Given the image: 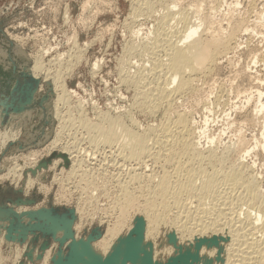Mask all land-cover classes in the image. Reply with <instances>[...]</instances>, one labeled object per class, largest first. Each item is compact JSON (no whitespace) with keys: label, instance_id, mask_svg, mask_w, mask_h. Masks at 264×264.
<instances>
[{"label":"rangeland","instance_id":"1","mask_svg":"<svg viewBox=\"0 0 264 264\" xmlns=\"http://www.w3.org/2000/svg\"><path fill=\"white\" fill-rule=\"evenodd\" d=\"M199 1L200 0H179V3H180V6L183 4V6L190 5L194 8L196 4L201 3L203 0H201L200 2ZM204 2L201 3L202 6L204 7V8L201 7L200 9L202 14H209L213 22L215 21L214 23H218L220 21L216 25L219 27L222 26V29L224 31L228 30L231 24V21L233 22L235 19L240 20V18L242 20H245L246 22L245 26L246 27L248 26V30L247 32L240 31L239 36L237 35V40L240 44L237 47L238 49L236 48V50L234 49V50H231V52L229 51L228 53L229 56L227 54L222 59H220L212 75L208 76L207 78H205L204 76L199 77L200 78L198 79L199 81L198 80L196 81L197 83L196 87H198L199 89V92L201 95L200 98L202 99V101L198 103L196 101V98H194L193 96H190V97L188 96L187 98L179 99L176 107L179 110H186V111L192 110L193 111L194 121L196 120L195 123L197 122L196 124V127L198 128L197 130L201 128L202 130L200 129L199 132H202L204 128L205 130L204 132L206 133V136H204L203 134L201 138V146L203 145V147L205 148H208V147L216 148L217 147L216 149L221 151L225 147L232 146L233 148L236 142L238 143L239 139L241 138L246 139L247 147H249L251 151L253 150L251 155H248L246 158L247 164L249 165L253 164L252 165L254 168L253 170L255 173L257 172L256 174L260 176V179H259L261 181L260 184L262 188L264 189V136H263L264 134H262L264 133V125L262 124V120L261 121L255 120L253 118L252 113H250V112H253L254 105H256L254 104L255 102L253 100L256 95L253 92L254 90H256L255 88L258 86V83H256L257 81L248 80L244 76H242L243 75L242 70H244L247 67V65L250 64L252 67L251 69L252 74L254 76L256 75L255 77L261 78L262 83H264V59H263L264 58V21L262 22V19H261L263 17V20H264V0H232V1L231 0H216V2L213 1L214 4L212 3V5H211V2H212L211 0H205ZM218 2L220 3L218 4ZM213 5L216 7H214ZM211 7L215 9L212 10ZM130 8H131V0H0V102L2 101L0 104V117H1L0 122H2L0 123V132H1L0 133V144L2 143V140H5L0 145V152H1L0 153V178H1L0 179V210H1V207L3 206L2 210L0 211V222L1 220L4 219L3 222L6 221L5 223L8 224L9 227L7 228V233H9L10 235L7 234L8 235L7 237H9V240L12 241V242L10 241L7 243L6 241H1L2 239L0 238V241H1L0 242L1 244L0 245V264H41L42 262H43L42 264H47L48 262H49L48 264H50V261H51V264H55L58 261L59 257H60L59 260L61 261V258H62V261L61 262L58 261V263L70 264L74 256V254H72L74 248L71 249L74 244L72 242L76 243L77 240L80 241V240H88V239L91 241H95L97 239L99 240L100 238H98V236L99 237L101 235L103 236L106 229L108 227H111L114 224L116 217L119 215L118 211L115 209V206H114V202L116 200L115 198L117 195V187L114 186L116 184L114 175H116V173L119 171L117 168L120 165L119 163L121 162V160L119 161V159H117L115 155H113L110 152V150L107 149L108 147H102V146L98 147L97 146L98 147L97 149L96 146H92V145L90 146L89 142L87 141L86 134L84 136H81L83 134H80V133H86V132L81 128H76L75 130L74 127H76L75 125L78 124L76 123L78 122V119H81L84 117L88 118V120L91 122L92 120L93 122H96L98 115L104 112L105 110H106L105 112H111L112 115L126 114L127 112L131 114L133 113V115L135 114L134 115L135 117L132 115L134 119L137 120V122L140 121V124H142L143 127L144 126L147 127V125H155L154 124L155 122H156V125H158L162 121L161 120L163 118V117L161 118L162 113H157V115L155 114L156 117L154 119L155 115H151L147 113L145 114L143 112H142L143 114L142 115L140 111L138 112L132 100L134 92L132 88H130L129 86L127 87V84L126 83L124 84L123 82L124 76L127 75L126 72L128 73L130 72V74H132L133 71H135L134 70L135 67L131 66L132 64L130 65V61H132V63H135V65L136 63L139 64L143 61L141 59L142 57L140 56L141 57L140 58L137 54L136 55L130 54L131 56H133L131 58V56L130 57L128 56L129 53L127 54V52L125 51L123 52V49L124 50L126 49L125 43L127 46L132 42L130 39V38H133V37H130L131 35L130 31H131L132 26L134 25L133 27H136V28L144 27L143 32L149 33L150 30L153 28L151 27V25L154 26V24L156 23L155 19L156 17L160 15L159 13H161L162 7L158 6L155 9L156 10V12L154 13L155 15L153 14L154 16H148L149 18L146 17L147 19L143 17V20H142V16L141 18L137 17V19H139L138 21H136V18L135 19L130 18L129 16L131 13ZM195 17L197 18L199 16L197 15L194 16L192 19L193 22L199 19V18L196 19ZM132 20L134 21V23ZM135 21L138 23L136 26H135L136 24ZM260 22L263 23V25ZM142 37H144V35ZM69 38H72V40ZM138 40L139 39H135V41H138ZM75 44L76 46L74 47ZM71 51H73L74 54ZM46 52H49V53H46ZM255 52L259 54V60H257V63H256L257 65L253 63L251 64V57L252 55L255 54ZM6 53L8 54V56L6 55ZM62 53L66 55L64 56L62 55ZM121 53H122V56H121ZM70 54H71V58H72V54L74 56L71 59L72 61L69 58ZM58 55L60 56L58 57ZM61 56L62 57L64 56V57L62 58ZM78 56H79V59H78ZM42 57H45V58H42ZM58 58L59 59L61 58V60H59ZM123 58H125L126 62L128 61V64H126ZM130 58L131 60H129ZM38 59L41 61V64H42V68L38 69L39 71L34 69L36 66V61H38ZM58 60L59 61L63 60L62 64H63L64 70L63 69L61 70L60 65L62 64ZM97 60L99 61L98 67L100 69L94 66ZM67 61L69 62L67 63ZM123 61L124 63H122ZM240 61L242 64L240 63ZM146 63H148L147 60H146ZM124 65L126 66L124 67ZM123 67H124L123 72L125 71L124 73L121 72ZM49 68L50 69L52 68L51 70H55V69L58 70L60 68V70H58L59 72L51 71L49 73L48 72L50 70ZM93 68H95V70ZM125 68H127V70H125ZM97 69L100 71L97 72L98 71ZM41 70H43L44 72ZM27 71L28 72L30 71V73H28ZM35 71L37 72V75L35 74L36 73ZM118 71L122 73L121 74L122 76L118 75L120 74ZM245 71L246 70H244V72ZM32 72L34 73L32 74ZM38 72H40L41 74ZM60 72L63 75L62 77H61ZM91 72H93L94 76L92 75ZM230 72L231 74H229ZM55 73L60 75L61 82L59 83H61L62 85H65V87L69 89L70 93L68 94L65 93L66 95H64L62 93V87L61 86L56 87L57 82L54 81V79L56 78ZM218 74H221V76ZM44 79H47L48 81ZM120 79L122 82L120 81ZM48 83H51V84H48ZM61 84H58V85H61ZM52 88H55V89H52ZM128 89L130 90V92L128 91ZM55 90H57L56 92H59V93H56ZM33 92L35 93V96L33 95L34 94ZM72 92L73 94H71ZM52 93H54L55 95ZM218 94L220 97L218 96ZM71 95L72 96L74 95V96L72 97ZM57 97L58 98L60 97L59 99L62 98L63 100L62 99L59 100ZM66 97L67 98L69 97V98L67 99ZM204 97L206 98L209 97L208 99L205 98L206 101L208 100V103H209V104L207 103L208 110L204 109L205 107H202L203 106L202 104L204 103V100H203ZM217 97L218 99H216ZM249 97L253 98L252 102H248ZM36 98L38 99L36 100ZM127 98L129 101L127 100ZM244 99H245V102H244ZM28 100H30V102L32 103L30 104ZM41 100L43 101L41 102ZM64 100L66 102L67 100H70L71 102L69 101L68 103H66ZM57 101L59 102L57 103ZM209 101H212L211 104ZM45 102H46V105H44ZM130 103H133V104H130ZM54 104L57 106L54 107L55 106ZM3 105L5 107H3ZM23 105H24V108H23ZM77 105L78 106L81 105L80 106L81 108L78 107ZM130 105L134 107V109ZM49 106L51 107L50 110H49L50 108ZM245 106L248 108H246ZM57 107L64 109V111L62 109L61 110L58 109L59 112L58 110H54V108L57 109ZM64 107L67 110H65ZM98 108H100L101 110ZM113 108L114 109L116 108L117 111L116 109L114 110ZM251 108L253 109L252 111H250ZM22 109L25 111L27 110V114L25 111H21ZM201 109L203 110V112ZM131 110H133V112H131ZM210 110H212V112ZM61 111H63V113ZM247 111L249 112V114ZM17 112H19L22 116L19 115ZM47 112L49 115L47 114ZM60 112H61V115H57V114H60ZM65 112L67 115L66 114L64 115ZM80 112H82V114L84 113V115L82 114L80 115ZM51 113H52V116H51ZM29 115L30 117L28 118ZM63 115L66 116L67 121L65 120V117ZM79 115L81 117H79ZM3 116L4 118H2ZM14 116H17L18 118ZM47 116H48V119L50 118L49 120L46 119ZM70 116H72L71 117L72 119L69 118ZM56 117L58 120L56 119ZM68 118L70 119V121L68 120ZM20 119L22 122L20 121ZM63 119L67 122L66 124L67 126H65L66 122ZM62 120L64 121V123L61 122ZM71 122H73L74 125ZM12 126L13 128L14 127H17V128L15 130H12L11 129ZM70 126H72V129H71L72 131L69 130ZM65 127L68 130L64 129ZM77 129L80 131V133ZM59 130H60V133H59ZM62 130H64L65 132ZM3 131L4 133L6 132L5 134L7 135H5ZM62 132H64L65 134ZM67 132L69 134H67ZM76 132H77V137L75 136ZM73 135L75 136V138L73 137V140H72L71 136ZM80 136L83 138H81ZM79 137L81 138V141L78 140ZM84 137L87 142L84 140ZM204 137H206L207 139ZM76 138H77L76 141H78L80 144L82 143L81 147H80V144L75 141ZM55 139L57 140L55 141ZM61 139L65 141L63 140L61 141ZM66 139L67 140L70 139L71 141L69 140V142H67ZM211 139H214V143L209 142L211 141ZM58 141L60 142V144ZM255 142L258 145L255 144ZM72 143L75 144V146L72 145ZM3 144L4 146H2ZM65 144H67L68 146V149H67L68 152H66V149L61 150L62 146H64ZM95 147H96V151L99 150V152L97 151L96 153ZM78 148L80 149V151L77 150ZM102 148H105V149H102ZM74 149L77 150L79 154L83 149L86 150V151L83 150L82 151L83 153L81 152L79 158L82 157L83 160H85V164L87 163L86 165H88V167L92 169V172L89 169L90 171L88 170L89 171L87 172L88 174L85 173L83 175L81 170L80 171L73 170L74 166H76V160L78 159V157L76 156L77 152L74 151ZM69 150H72V152L74 151V153H72L71 151L69 152ZM103 151L105 152L101 154V152ZM86 153L87 155H85ZM91 153H93V155H91ZM105 153L106 155H104ZM89 154H90V157H88ZM107 155L109 156L111 155V156L109 157ZM100 156L102 158H100ZM256 156H258L257 159H256ZM235 157H236V154H233L231 156V159H235ZM63 158L65 159L63 160ZM111 158L112 159L114 158L113 160H115V162L117 160L118 163H115ZM106 159L107 160L109 159V160L107 161ZM19 160H21L22 162H20ZM72 160L75 162H73ZM102 160H105V161H102ZM106 161L107 163L105 164ZM109 161L111 164L108 163ZM130 162L131 161L123 160V163L125 164V167H123V169L126 168L127 165H128L127 167H129L130 164H132V162L131 163ZM97 163L98 164L103 163V165L102 164L97 165ZM115 164L118 166H116ZM104 165L107 168V170L105 169V167H103ZM93 166L95 168H93ZM98 168H100V170ZM28 171L30 172V174ZM71 171L75 174H73ZM12 172L14 175L12 174ZM106 172L108 175L106 174ZM78 174L79 176H77ZM85 175L87 178L85 180H82ZM101 175H103L104 177ZM4 206L6 207L4 208ZM31 207L33 208V210ZM45 207L50 212V214L53 216L54 222L56 224L58 223L57 225L61 227L64 226L63 222L65 221V218L72 220L75 226H73L71 222L72 225H70L71 227L68 228L69 233L64 232L66 228L63 227L64 230L61 228L62 232L66 234V237L61 232V229L59 230L60 233L59 234L57 233L54 226L52 225L54 223V222L52 223L53 219L52 220L46 219L45 216L42 217L39 214V212H46ZM35 208L37 209L38 212L36 211ZM42 208H44V211ZM7 209H10V210L6 211ZM38 209H40L41 211ZM11 211H14V212L11 213ZM28 211L29 213L27 215L26 213ZM1 212L3 215L1 214ZM9 212L11 215L9 214ZM36 213H38L39 215L37 214L36 216ZM15 214L17 215L15 216ZM5 215L8 218L5 217ZM139 215H140V210L138 208L131 210L130 214L128 215V220L125 222L126 226L125 225L123 226L122 231L126 232L127 230L126 227L132 224L133 220L138 218ZM10 217H11V220H10L11 222L7 221L10 219ZM38 217H42V218L40 219ZM79 217L81 220L79 219ZM27 218L28 219L30 218V220H28ZM32 218H34V220H31ZM43 218H45V222ZM109 223L110 224L113 223V224L110 225ZM37 224L41 226H38ZM0 225L2 228V229L0 228L1 230L0 237H1L2 231L6 233V229H4L2 223H0ZM23 226L25 227V230H23L24 229ZM26 226H27V229H26ZM45 226H47L48 228H46ZM35 227H38V228L36 229ZM20 228L23 231H27V232L26 233L21 232L22 230ZM134 228H136V225H134ZM43 229L45 232L43 231ZM52 229L55 230L56 234L55 232H53ZM16 230H17V233L15 232ZM70 232H72L73 235ZM19 234H21L23 237L20 236ZM12 235L15 238L18 237L16 239L18 240L20 247L18 246L17 242L16 243L13 242L16 239L13 238ZM59 235L64 237L65 240L61 238ZM67 235L70 237H67ZM132 235L133 237H136L137 232L133 230ZM45 240L46 241L49 240V241L45 242ZM160 240L161 238L158 237L156 239L157 243H159ZM41 248L44 250H42ZM39 249L41 252L39 251ZM46 251L47 252L50 251L48 255H46L47 254ZM12 252L13 254L11 255ZM16 252H18L19 254ZM58 252L60 253V255L62 254L61 255L62 257L58 256L59 255ZM37 254L39 255V257H42V260L44 258V260L42 261L40 258H38L39 259L38 260ZM33 255H34V258H33Z\"/></svg>","mask_w":264,"mask_h":264},{"label":"bare ground","instance_id":"2","mask_svg":"<svg viewBox=\"0 0 264 264\" xmlns=\"http://www.w3.org/2000/svg\"><path fill=\"white\" fill-rule=\"evenodd\" d=\"M204 1L205 0H203L201 3H203ZM211 1H212L211 5H212L213 1L216 2V0H211ZM201 3L196 4V6H194V8H193L190 5L189 6H187V5L183 6V4H182L180 6L179 0H131V8H130L131 13L129 16L132 19L136 18V21L139 20V19H137V17L141 18V16H142V20H143V17H145V19H147V18H149L148 16H154L155 15L154 13L156 12L155 9L158 6H161L162 9H161V13H159L160 15L158 17L155 16L156 17V19H155L156 23L154 24V26L151 25V27H153V28L150 30L149 33L143 32L144 27L141 28L138 26L139 28H136V27H133L134 25L131 23L133 25L131 28V31H130L131 32L130 37H133V38H130L132 42L130 41L131 43L127 46L125 43L126 49L125 50L123 49V52L125 51V52H127V54L129 53L128 54L129 57L131 56L130 54H132V55L137 54L139 57L140 56L142 57V58L141 57L140 58L144 62L143 61L141 62L139 60L141 63H139V64L136 63V65H135V63H132V61H130V65L132 64L131 66L135 67L134 68L135 71L131 70V71H133L132 74H130V72L129 73L126 72L127 75L124 76L123 82H124V84L125 83L127 84V87L129 86L133 90L134 94H133L132 100H133L134 106L136 107L138 112L140 111L141 114L143 112L145 114L147 113V114H151V115H155V114L157 115V113H162L161 118L162 117L163 118L161 119L162 120L161 123L158 125H156V122H155L156 120L154 121L155 122L154 124L156 126L145 124V125H147V127H145V126L143 127L142 124H140V121L137 122V120L134 119L135 114L133 115V113L131 114V113L127 112L126 114L112 115L111 112H105L106 111L105 110L104 112H102L98 115L97 121L95 120L96 122H93V120L91 122L88 120V118H85V117L78 119V122L75 121L76 123H78L75 125L76 127H74L75 130H76V128H81L86 132V133H80V131L77 129L80 134H83L81 136H84L86 134L87 141L89 142L90 146L92 145V146H96V147L97 146L98 147H101V146L102 147H108L107 149H109L110 152L113 155H115V157L117 159H119V161L121 160V162L119 163L120 164L119 166L115 164L116 166H118V168L117 167L116 168L119 171L117 170L118 172L117 173L115 172L116 175H114V178H115L116 184L115 183H114L115 185L113 184L114 186L117 187V195L115 198L116 200L114 202V206H115V209L118 211L119 215L116 217L114 224L112 223L113 225L109 223L112 226L108 227L106 229L103 236L102 235L100 237L98 236V238H100L99 240L97 239L95 241H91L88 239V240H80V241L77 240L76 243L72 242V243H74L73 246L74 245L76 246L77 251H76L75 255L73 256L70 264H264V189L262 188V186L260 184L261 183V181L259 180L260 176L258 174H256L257 172L255 173L253 170L254 169L252 166L253 164L252 165L247 164V160H246L247 156L251 155L253 150L251 151V149L249 147H247L246 139H242V138L239 139L238 143L236 142V144H235V146H233V148H232V146L231 147H225L221 151L217 150L216 149L217 147L216 148H209V147L205 148V147H203V145L201 146L202 135L204 134V136H206V133L204 132L205 131L204 128H203L202 132H199V130L201 128L199 130H197L198 129L196 127L197 122L195 123L196 120L194 121V118H193L194 116H193L192 110H190V111L179 110L176 107L179 99L187 98L188 96L189 97L193 96L194 98H196V101L198 103H200L202 101V99L200 98L201 95H200L199 89H198V87H196V84H197L196 81L198 79H200L199 77L204 76L205 78H207L208 76L212 75V73H214L216 66L219 63V60L222 59L224 56H226L229 53V51L231 52V50H234V49L236 50V48L240 45L238 40H237V35L239 36L240 31L241 32L242 31L247 32V30H248V26L247 27L245 26V24H246L245 20H242L240 18V20L235 19L236 21L235 20L233 22L231 21V24H230L228 30L224 31L222 29V26L219 27L216 25L220 21L218 23H214L215 21L213 22V20L209 16V14H202L200 9L203 6ZM219 3L220 2H218V4ZM11 4H13V3H11ZM92 4H93V2H92ZM110 7H111V5H110ZM214 7H216V6H214ZM211 8H212V10L215 9V8L213 9V7H211ZM90 10H91V8H90ZM65 15H66V13H65ZM67 15H69V14H67ZM196 15L199 16V17H197L199 19L197 21L193 22L192 19ZM261 19L263 22L264 21L263 17ZM136 21H135V23H136L135 26L138 24ZM133 23H134V21H133ZM227 23H228V21H227ZM261 24L263 25V23H261ZM125 28H126V26H125ZM43 32H45V31H43ZM75 33H76V31H75ZM143 35H144V37H142ZM72 38H69V39L72 40ZM135 39H139V40L135 41ZM127 41H129V40H127ZM66 42H68V41H66ZM75 43H76V41H75ZM75 46H76V44L74 45V47ZM71 50H73V49H71ZM71 52L73 53V51H71ZM46 53H49V52H46ZM73 54H72V58L74 57ZM6 55L8 56L7 53H6ZM60 55H58V57ZM62 55H64V53H62ZM135 55H134V57H135ZM69 56H70L69 58L71 60L72 59L71 54ZM121 56H122V53H121ZM125 56H123V57H125ZM228 56H229V54H228ZM132 57L133 56H131V58ZM42 58H45V57H42ZM131 58L129 60H131ZM40 59H41V57H40ZM78 59H79V56H78ZM245 59H247V58H245ZM59 60H61V58ZM123 60H125V58H123ZM146 60L149 64L146 63ZM257 60H259V54L255 52V54L252 55V57H251V64L252 63L256 64ZM62 61H59V62H61V64H62ZM68 62L69 61H67V63ZM125 62H126V60H125ZM70 63H72V62H70ZM122 63H124V61ZM240 63H241V61H240ZM126 64H128V61L126 62ZM60 66H61L60 68L62 70L63 64ZM67 66H68V64H67ZM94 66L96 68L99 66L98 60H97V62H95ZM125 66L126 65H124V67ZM124 67L121 70L122 73L125 72V71L123 72ZM127 67H129V66H127ZM41 68H42V64H41V61L38 59V61H36V66L34 69L38 70ZM54 68H56V67H54ZM60 68L58 70H60ZM51 69L48 71L49 73L51 71H58L56 69L55 70H51ZM93 69L95 70V68H93ZM98 69H100V68L98 67ZM251 69H252L251 65L248 64L247 67L244 69L246 71L244 72V70H242V74H243L242 76H244L248 80L257 81L256 83H258V86L255 88L256 90H254V92H253L256 95L255 98L253 99V98L249 97V100H248V102H252V99H253L255 102L254 104H256V105H254V108H253L254 110L251 108L250 111L253 110V112H250V113H252L253 118L255 120H259V121L262 120V124L264 125V83H262L261 78L255 77L256 75L254 76L252 74ZM66 70H67V68H66ZM69 70H71V69H69ZM94 70H93V72H94ZM125 70H127V68H125ZM30 71L29 72L27 71V72L30 73ZM41 71H43V70H41ZM99 71L100 70H98L97 72H99ZM67 72H69V71H67ZM93 72H91V73L94 76ZM121 72H119L120 74H118V75H121L122 74ZM33 73L34 72H32V74ZM38 73H40V72H38ZM216 73H218V72H216ZM35 74L37 75V72ZM47 74H46V76H47ZM60 74H61V72H60ZM229 74H231V72ZM218 75L221 76V74H218ZM52 76H54V75H52ZM62 76L63 75L61 74V77ZM55 77L56 78L54 79V81L57 82L56 87L61 86L62 87V93L64 95L70 93L69 89L67 87H65V85H62L61 83H59V82H61L60 75L56 74ZM44 80L48 81L47 79H44ZM234 80H235V78H234ZM46 81H45V83H46ZM120 81H121V79H120ZM50 82H52V81H50ZM39 83H40V81H39ZM48 84H51V83H48ZM58 84H61V85H58ZM52 89H55V88H52ZM209 89H210V87H209ZM26 90H27V88H26ZM56 91L57 90H55V92ZM128 91L130 92L129 89H128ZM56 93H59V92H56ZM52 94H54V93H52ZM71 94H73V92ZM33 95L35 96V93ZM218 96H219V94H218ZM128 98H127V100H128ZM205 98L206 97L203 98L204 103L202 102L203 103L202 107H205L204 109L208 110V105H207L208 100L206 101V99H208L209 97H207L206 99ZM37 99L38 98H36V100ZM56 99H55V101H56ZM61 99H59V100H61ZM216 99H218V97ZM42 101L43 100H41V102ZM69 101L70 100H67V102L66 101L65 102L68 103ZM1 102H0V104H1ZM28 102L30 104L32 103V102H30V100H28ZM52 102H53V100H52ZM58 102L59 101H57V103ZM209 102L211 104L212 101H209ZM244 102H245V99H244ZM61 103H59V104H61ZM49 104H51V103H49ZM130 104H133V103H130ZM24 105H23V108H24ZM44 105H46V102ZM65 105H67V104H65ZM56 106L57 105H55L54 107H56ZM80 106H78V107H80ZM3 107H5V106L3 105ZM3 107H2V109H3ZM6 107H8V106H6ZM46 107H48V106H46ZM58 107H59V105H58ZM58 107H57V109L54 108V110H58V109L61 110L62 109V108H58ZM119 108H121V107H119ZM132 108L134 109V107H132ZM246 108H248V107H246ZM50 109H51V107L49 108V110ZM71 109H72V107H71ZM98 109H100V108H98ZM32 110H33V108H32ZM59 110H58V112H59ZM62 110L64 111V109H62ZM65 110H67V109L65 108ZM21 111H25V110L22 109ZM30 111H31V109H30ZM63 111H61V112L63 113ZM116 111H117V109H116ZM210 111L212 112V110H210ZM3 112H4V110H3ZM25 112L27 114V110ZM61 112H60V114H57V115H61ZM131 112H133V110H131ZM202 112H203V110H202ZM17 113L19 115H21L19 112H17ZM52 113H53V111H52ZM52 113H51V116H52ZM56 113H57V111H56ZM47 114H48V112H47ZM55 114H54V116H55ZM65 114H66V112L64 113V115ZM81 114H82V112H80V115ZM248 114H249V112H248ZM80 115H79V117H81ZM82 115H84V113ZM156 115L154 116V119H155ZM237 116H238V114H237ZM14 117H17V116H14ZM29 117H30V115L28 116V118ZM64 117L66 120V116H64ZM71 117L72 116H70L69 118H71ZM234 117H236V116H234ZM2 118H4V116ZM69 118H68V120L70 121ZM0 119H1V117H0ZM46 119H48V116ZM56 119H57V117H56ZM73 119H75V118H73ZM63 120L61 122L64 123L65 120L64 121ZM222 120H223V118H222ZM20 121H21V119H20ZM0 123H2V122H0ZM71 123H73V122H71ZM11 124H12V122H11ZM66 124H67V122L65 123V126H67ZM243 124H244V122H243ZM60 125H61V123H60ZM73 125H74V123H73ZM13 126L11 129L15 130L17 127L13 128ZM216 127H217V125H216ZM64 129H66V127ZM71 129H72V126H70L69 130H71ZM66 130H68V129H66ZM62 131H64V130H62ZM10 132H11V130H10ZM64 132H62V133H64ZM3 133H4V131H3ZM59 133H60V130H59ZM70 133H72V132H70ZM57 134H58V132H57ZM67 134H69V133L67 132ZM262 134H264V133H262ZM5 135H7V134H5ZM75 136L77 137V132H76ZM75 136L74 135L71 136L72 140H73V137L75 138ZM10 137H11V135H10ZM18 137H19V135H18ZM26 137H27V135H26ZM61 137H63V136H61ZM69 137H70V135H69ZM80 137L78 139L79 141H81V138H83V137H81V138ZM6 138H8V137H6ZM204 138H206V137H204ZM11 139H12V137H11ZM7 140H9V139H7ZM56 140L57 139H55V141ZM62 140L63 139H61V141ZM69 140L70 139H68L67 142H69ZM76 140H77V138L75 139V141ZM84 140H85V137H84ZM3 141H5V140H2V143H3ZM63 141H65V140H63ZM76 142H78V141H76ZM209 142L214 143V139H211V141H209ZM252 142H253V140H252ZM245 143H246V145H245ZM59 144H60V142H59ZM81 144H80V147H81ZM255 144H257V143L255 142ZM72 145L75 146V144H73V143H72ZM213 145H215V144H213ZM2 146H4V144ZM77 147H79V146H77ZM96 147H95V151H96ZM98 147H97V149H98ZM62 149H66V152H68L67 151V149H68L67 144L62 146L61 150ZM102 149H105V148H102ZM77 150L80 151L79 148ZM77 150L74 149V151L77 152L76 156L78 157V159L77 160L75 159L76 160V166H74L73 170L74 171H76V170L80 171L81 170L83 175L85 173L89 172L90 170L92 172V169L89 168L88 165H86L87 163L85 164V160H83L82 157H81L82 159L79 158L81 152L85 149H83L80 152V154ZM70 151L72 152V150H69V152ZM74 151L72 153H74ZM97 151L99 152V150H97ZM97 151H96V153H97ZM93 152H94V150H93ZM104 152L105 151L101 152V154ZM106 153L104 155H106ZM233 154H236L235 159H231V156ZM69 155H70V153H69ZM85 155H87V153ZM91 155H93V153H91ZM107 156H109V155H107ZM72 157H74V156H72ZM88 157H90V154ZM94 157H95V155H94ZM257 157L258 156H256V159H257ZM100 158H102V157L100 156ZM64 159L65 158H63V160ZM95 159H96V157H95ZM123 160L124 161H131L132 164H130L129 167H127L128 166L127 165L126 168L123 169V167H125ZM19 161L22 162L21 160H19ZM102 161H105V160H102ZM107 161L105 162V164L107 163ZM113 161L115 162V160H113ZM73 162H75V161H73ZM108 163L111 164L110 161ZM115 163H118L117 160ZM99 164L103 165V163H99ZM99 164L97 163V165H99ZM22 165H24V164H22ZM102 165H100V166H102ZM95 167H96V165H95ZM95 167L93 166V168H95ZM103 167H105V165ZM112 167H113V165H112ZM13 169H15V168H13ZM98 169L100 170V168H98ZM105 169L107 170L106 167H105ZM111 171H109V172H111ZM15 172H16V170H15ZM103 172H105V171H103ZM12 174H13V172H12ZM29 174H30V172H29ZM73 174H75V173H73ZM106 174H107V172H106ZM111 174H113V173H111ZM42 175H44V174H42ZM77 176H79V174ZM101 176H103V175H101ZM86 178L87 177L85 175L82 180H85ZM23 183H24V181H23ZM110 183H111V181H110ZM21 191H22V189H21ZM2 207H1V210H2ZM5 207L6 206H4V208ZM135 208H138L140 210V215L138 216V218L133 220L132 224L129 223L130 225L129 224H128L129 226L127 225L128 227H126L127 228L126 232H123L122 228L125 225V222L128 220V215L130 214L131 210H133ZM40 209H38V210H40ZM42 209L44 211V208H42ZM45 209H46V207H45ZM8 210H10V209H7L6 211H8ZM32 210H33V208H32ZM36 211H37V209H36ZM3 212H4V210H3ZM12 212H14V211H11V213ZM21 213H20V215H21ZM23 213H25V212H23ZM28 213H29V211L26 214L28 215ZM1 214H2V212H1ZM9 214H10V212H9ZM37 214L38 213H36V216H37ZM39 214L42 217L45 216L46 219H49V220L53 219V216L50 214V212L47 209H46V212H39ZM6 215H5V217L8 216V215L7 216ZM16 215L17 214H15V216ZM76 215H78V214H76ZM42 217H38V218L41 219ZM133 217H135V216H133ZM18 218H19V216H18ZM30 218L29 219L27 218V219L30 220ZM45 218H43L44 222H45ZM79 219H80V217H79ZM10 220H11V217L7 221H10ZM31 220H34V218H32ZM3 221H4V219L1 220L0 223L3 224L4 229H6V233L2 231L0 238L2 239L1 241H6L8 243L11 241L7 237L8 236L7 234H9V233H7V228L9 226L7 223H5L6 221L5 222H3ZM53 222H54V219H53L52 223ZM56 222H57V220H56ZM71 222H72V220L65 218V221L63 222V224L66 227L68 225L69 226L72 225L73 222H72V224H71ZM54 223L52 225L54 226L55 230L59 234L60 233L59 230L61 228L63 229V227L57 225L58 223L57 224L56 223L54 224ZM12 224H13V222H12ZM43 225H45V224H43ZM134 225L137 226V236L136 237H133V235H132L133 230H135ZM38 226H41V225H38ZM73 226H75V225L73 224ZM45 227L48 228L47 226H45ZM52 227H50V228H52ZM0 228H1V225H0ZM32 228H34V227H32ZM35 228L37 229L38 227H35ZM26 229H27V226H26ZM62 229H61V232H62ZM23 230H25V227ZM23 230L21 232H23V233L27 232V231H23ZM55 230H53V232H55ZM43 231H44V229H43ZM46 231H48V230H46ZM15 232L17 233V230ZM64 232L67 233L66 230H64ZM64 232H62V233L66 237V234ZM18 233H20V232H18ZM70 233L73 235L72 232H70ZM21 234H19V235L22 236ZM55 234H56V232H55ZM89 234H88V236H89ZM27 235H28V233H27ZM15 236H16V234H15ZM29 236H30V234H29ZM60 237L64 239V237H62V236H60ZM67 237H70V236L67 235ZM158 237L161 238L159 243H157V241H156V239ZM13 238H15V237L13 236ZM16 238H18V237H16ZM26 239H28V238H26ZM48 241L45 240V242H48ZM130 241L135 242L133 250L130 249L128 246ZM13 242L18 243V240L16 239ZM42 245H43V243H42ZM18 246L20 247L19 243H18ZM32 248H33V246H32ZM70 248H71V246H70ZM73 248L74 247H72L71 249H73ZM42 250H44V249H42ZM60 250H61V248H60ZM17 251H18V249H17ZM39 251H40V249H39ZM13 252L11 253V255L13 254ZM49 252L50 251H48L46 255H48ZM16 253H18V252H16ZM62 253H63V251H62ZM58 254H59L58 256L62 255V254L60 255L59 252H58ZM33 258H34V255H33ZM38 258H40L42 260V257H39V255H38L37 259ZM59 258H58V261H60ZM127 258H130V259L126 261ZM43 260H44V258H43ZM55 261H57V260H55ZM58 261L56 263L60 264V263H58ZM61 261H62V258H61ZM50 264H51V261H50Z\"/></svg>","mask_w":264,"mask_h":264},{"label":"water","instance_id":"3","mask_svg":"<svg viewBox=\"0 0 264 264\" xmlns=\"http://www.w3.org/2000/svg\"><path fill=\"white\" fill-rule=\"evenodd\" d=\"M63 225H64V224H63ZM63 227H65V226H63ZM69 227H70L69 225L65 227V228H66L65 230L67 231V233H69V232H68V228H69ZM135 231L137 232V226H136V228H135ZM8 238H9V237H8ZM134 245H135V242L130 241L128 246H129L130 249L133 250ZM73 247H74V250H73V253H72V254L75 255V253H76V251H77V250H76V246L74 245ZM129 259H130V258H127L126 261L129 260Z\"/></svg>","mask_w":264,"mask_h":264}]
</instances>
